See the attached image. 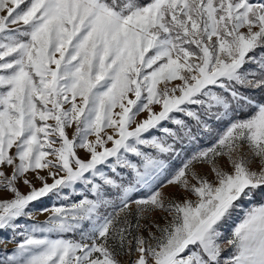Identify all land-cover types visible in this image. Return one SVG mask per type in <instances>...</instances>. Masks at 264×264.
<instances>
[{
	"label": "snow or ice",
	"instance_id": "obj_1",
	"mask_svg": "<svg viewBox=\"0 0 264 264\" xmlns=\"http://www.w3.org/2000/svg\"><path fill=\"white\" fill-rule=\"evenodd\" d=\"M0 192V264H264V0H0Z\"/></svg>",
	"mask_w": 264,
	"mask_h": 264
},
{
	"label": "rangeland",
	"instance_id": "obj_2",
	"mask_svg": "<svg viewBox=\"0 0 264 264\" xmlns=\"http://www.w3.org/2000/svg\"><path fill=\"white\" fill-rule=\"evenodd\" d=\"M21 7H24V5H21ZM13 27H16V26H13ZM178 83H179V81H174V82H173V84H178ZM160 87L163 88V85H161ZM146 117H147V113H142L139 117H137V120L139 121V120L145 119ZM48 123L51 124V123H53V122H52V121H49ZM73 130H74V129L69 130V136H70V137H71V134H72V131H73ZM109 131H110V130H109ZM90 139H94V137H90ZM108 147H111V144H109ZM14 151H15V148L12 149V152H14ZM77 151H78V154L81 156V158H84V156H85L84 151H83V150H77ZM253 167H255V165H253ZM5 171H6L8 174H10L12 170H11V168H7V169H5ZM28 175H29V176H28ZM41 175H47V172H46V171H45V172H41ZM27 176H28V178L32 181V183H33V185H34L35 187H37V188L41 187V183H40L39 180H37V179L35 178V174H33V173H28ZM48 183H52V180H51L50 178H49V180H48ZM18 187H21L22 189L24 188V189H26V190L29 189L27 186H25V185L22 183V181L18 182ZM176 191H177L176 188H175V187H172V186H169V188L165 189V192L175 193ZM7 194H8V197L11 199V198H12L11 194H9V193H7ZM90 198H91V197H90ZM70 199L78 200L79 197L76 196V197H74V198H70ZM190 199L195 200V197H190ZM44 202L47 203V204H49V205L51 206L52 203H53V200H52L51 198H46V199L44 200ZM60 203H67V202H65V201H58V202H57V205H59ZM254 203H256V204L261 203L260 198H257V199L254 201ZM34 206H35V205H34ZM237 222H238V221H237ZM160 223L162 224L163 221H160ZM228 234H229L228 231L225 230V235H228ZM12 250H13V249H9V250H7V251L10 253ZM0 251H3V250L0 248ZM227 255H228V251L226 250V251L223 253V256L226 257ZM120 259H121V261H122V264H128V262L130 261L131 258L125 255V256H121Z\"/></svg>",
	"mask_w": 264,
	"mask_h": 264
},
{
	"label": "crops",
	"instance_id": "obj_3",
	"mask_svg": "<svg viewBox=\"0 0 264 264\" xmlns=\"http://www.w3.org/2000/svg\"><path fill=\"white\" fill-rule=\"evenodd\" d=\"M79 155V154H78ZM29 176V175H28ZM19 190L22 192V193H24V194H27L29 191H30V189H28V190H26V189H22L21 187H19ZM0 199H10L9 197H8V194H7V192H0ZM46 199V198H45ZM45 199H43L37 206L35 205H33L32 207H34L35 209H38V208H41V207H48V206H50L49 204H47V203H45L44 202V200ZM50 215V213L49 212H44V213H40L39 211H34L33 212V217H32V219L31 220H24L23 222L24 223H34V222H43L44 220H46L47 218H48V216ZM8 233H0V237H4V238H7L8 237ZM20 238L18 237L17 238V240H19ZM15 242H13V243H8L7 244V250H9V249H14L15 248ZM0 248L2 249V250H4L5 249V245L4 244H0Z\"/></svg>",
	"mask_w": 264,
	"mask_h": 264
},
{
	"label": "trees",
	"instance_id": "obj_4",
	"mask_svg": "<svg viewBox=\"0 0 264 264\" xmlns=\"http://www.w3.org/2000/svg\"><path fill=\"white\" fill-rule=\"evenodd\" d=\"M144 2H147V0H144ZM211 143H212V140L211 139H209V140H205V141H203L202 142V145L204 146V147H208V146H210L211 145ZM179 162L177 161V162H175V164H178ZM175 166V165H174ZM45 199V198H44ZM43 200V199H42ZM41 200V201H42ZM41 201H39V202H35L34 203V205H38Z\"/></svg>",
	"mask_w": 264,
	"mask_h": 264
}]
</instances>
